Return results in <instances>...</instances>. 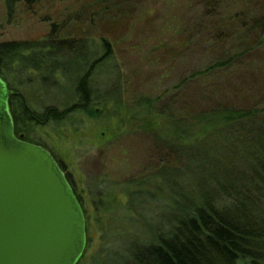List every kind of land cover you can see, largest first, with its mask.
Listing matches in <instances>:
<instances>
[{
	"label": "rangeland",
	"instance_id": "obj_1",
	"mask_svg": "<svg viewBox=\"0 0 264 264\" xmlns=\"http://www.w3.org/2000/svg\"><path fill=\"white\" fill-rule=\"evenodd\" d=\"M3 2L0 0V42L38 41L49 32L50 24H55L54 39L82 41L77 47L78 56H99L97 48L92 50L89 44H97L100 39L109 44L110 55L125 80L121 89L128 115L123 110L110 111L112 105H104L99 99L87 113H71L61 122L28 127L26 137L56 157L81 202L86 246L77 264H136L130 257L133 245L146 240L149 232L165 228L166 216L179 214L183 203L179 199L178 208L171 210L168 201L172 191L165 187V181L153 176L159 170V160L145 162L147 134L134 130L138 123L130 113L134 111L130 106L133 96H162L164 90H173L189 72L211 63L217 51L211 49L209 37L201 35L203 39L187 50H171L170 46L181 40L179 33L186 23L221 20L245 4L264 7V0H106L102 12L85 6L90 0H38L30 9L16 7L11 18H7ZM206 12L209 15L205 18ZM229 31L232 36L234 29ZM245 40L247 49L238 51L241 54L230 67L219 69L206 79L192 80L179 91H168L166 98L168 94L177 95L174 108L213 101L239 107L263 104L264 42L253 43L251 36ZM65 49L55 44L50 54L64 53ZM62 65L73 73L68 61L63 60ZM99 72L95 77L98 87L113 81L110 68ZM35 77L36 73L29 71L22 81L6 76V82L26 97L37 114L48 106L62 110L59 105L68 97L69 84L62 83L64 87L59 89L57 74L54 85L53 80L38 83ZM70 77L74 82L76 75ZM92 181L104 184L102 192L99 189L101 201L89 196L88 185ZM139 183H146L140 186L154 193L132 198L128 208L129 192ZM172 185L180 188L179 176Z\"/></svg>",
	"mask_w": 264,
	"mask_h": 264
},
{
	"label": "trees",
	"instance_id": "obj_2",
	"mask_svg": "<svg viewBox=\"0 0 264 264\" xmlns=\"http://www.w3.org/2000/svg\"><path fill=\"white\" fill-rule=\"evenodd\" d=\"M37 1L4 0L5 14L11 18L16 7L30 9ZM105 2L90 0L85 6L102 12ZM245 5L227 18L212 22L205 19L182 27L181 40L171 45V50H187L199 43V38L209 37L211 49L217 52L205 68L189 72L173 90H164L162 96L154 99L133 96L130 106L134 111L130 113L138 123L134 130L147 134L145 162L159 160V170L153 176L165 181V187L172 191L171 201L168 198L171 210L178 208L179 199L183 203L179 214L172 212L166 216L165 228L149 232L146 240L133 245L130 257L136 264H264V103L239 107L213 101L183 108L179 104L175 109L177 95L165 97L168 91H179L192 80L206 79L219 69L230 67L238 60L241 54L238 51L247 49V37L251 36L253 43L264 42V7ZM208 15L206 12L203 16ZM233 29L230 36L229 30ZM56 33V25L50 24L49 32L38 41L0 42V79L4 83L6 76L21 80L32 71L38 83L53 80L57 74L59 89L69 84L68 97L63 104L58 103L62 110L48 106L37 114L26 97L5 83L10 92L7 106L13 134H23L27 143L43 149H46L43 145L26 137L28 127L61 122L71 113H87L99 99L104 105H112L110 111L123 110L128 115L121 89L125 80L110 55L107 41L87 42L92 50L97 48L99 52V56L95 53L87 58L84 54L77 55L82 41L54 39ZM222 43L224 47L220 48ZM55 44L66 47L64 53L51 55ZM63 60L69 62L73 73L64 70ZM104 68L111 69L114 79L103 82L101 88L96 85L95 77ZM72 74L76 75L74 82ZM54 81H51L53 85ZM50 154L82 208L69 176ZM176 176L181 179L180 188L172 185ZM145 184L139 183L129 192L128 208L132 198L150 197L154 193L141 187ZM88 189L90 197L101 201L104 184L92 181Z\"/></svg>",
	"mask_w": 264,
	"mask_h": 264
},
{
	"label": "water",
	"instance_id": "obj_3",
	"mask_svg": "<svg viewBox=\"0 0 264 264\" xmlns=\"http://www.w3.org/2000/svg\"><path fill=\"white\" fill-rule=\"evenodd\" d=\"M9 94L0 79V264H76L82 208L47 150L13 135Z\"/></svg>",
	"mask_w": 264,
	"mask_h": 264
},
{
	"label": "bare ground",
	"instance_id": "obj_4",
	"mask_svg": "<svg viewBox=\"0 0 264 264\" xmlns=\"http://www.w3.org/2000/svg\"><path fill=\"white\" fill-rule=\"evenodd\" d=\"M5 85H6V84H5ZM9 97H10V94H9V96H8V99H9ZM8 99H7V101H8ZM13 135H14V134H13ZM14 136L16 137V135H14ZM19 136H20V135H19ZM19 136H18V137H19ZM18 137H16V138H18ZM36 146H37V145H36ZM39 147H40V146H39ZM44 150H45V149H44ZM48 153H49V152H48ZM49 154H50V153H49ZM51 157H52V156H51ZM52 158H53V157H52ZM53 160H54V159H53ZM54 161H55V160H54ZM55 162H56V161H55ZM56 164H57V163H56ZM57 165H58V164H57ZM58 167H59V166H58ZM62 173L64 174V172H62ZM70 188H71V187H70ZM71 190H72V189H71ZM72 192H73V190H72ZM73 194H74V193H73ZM74 195H75V194H74ZM85 246H86V245H85ZM83 253H84V252H83ZM83 253H82V255H83ZM81 257H82V256H81ZM81 257H80V259H81ZM80 259H79V260H80ZM79 260H78V261H79ZM78 261L76 262V264L78 263Z\"/></svg>",
	"mask_w": 264,
	"mask_h": 264
},
{
	"label": "flooded vegetation",
	"instance_id": "obj_5",
	"mask_svg": "<svg viewBox=\"0 0 264 264\" xmlns=\"http://www.w3.org/2000/svg\"><path fill=\"white\" fill-rule=\"evenodd\" d=\"M19 135H22V141L26 142V140H24V135L23 134H18L16 137H18ZM47 150V149H45ZM47 152L51 153L49 150H47ZM51 155V154H50ZM52 156V155H51ZM53 157V156H52ZM54 159V158H53ZM57 163V162H56Z\"/></svg>",
	"mask_w": 264,
	"mask_h": 264
}]
</instances>
